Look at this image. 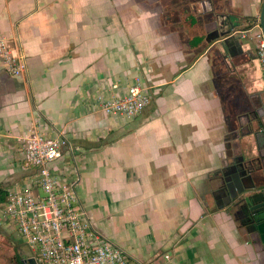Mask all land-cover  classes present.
<instances>
[{
    "label": "crops",
    "instance_id": "0c3cea01",
    "mask_svg": "<svg viewBox=\"0 0 264 264\" xmlns=\"http://www.w3.org/2000/svg\"><path fill=\"white\" fill-rule=\"evenodd\" d=\"M262 2L0 0V32L28 60L14 78L0 59V189L38 193L25 140L60 136L53 172L70 173L95 230L135 263L264 264V231L219 192L228 166H264V73L242 36ZM137 80L142 114L100 108Z\"/></svg>",
    "mask_w": 264,
    "mask_h": 264
},
{
    "label": "built area",
    "instance_id": "2783aa9c",
    "mask_svg": "<svg viewBox=\"0 0 264 264\" xmlns=\"http://www.w3.org/2000/svg\"><path fill=\"white\" fill-rule=\"evenodd\" d=\"M256 28L257 55L264 73V36L260 24ZM0 59L14 78H22L28 71L22 48L1 32ZM150 103L149 90L140 80L123 95L98 98L106 114L126 119L138 117ZM64 146L62 137H47L40 131L25 140L23 152L26 163L37 170L38 193L10 192L1 208L4 220L22 236L37 264H138L95 230L74 183L53 172L52 164L63 157Z\"/></svg>",
    "mask_w": 264,
    "mask_h": 264
},
{
    "label": "water",
    "instance_id": "95a60500",
    "mask_svg": "<svg viewBox=\"0 0 264 264\" xmlns=\"http://www.w3.org/2000/svg\"><path fill=\"white\" fill-rule=\"evenodd\" d=\"M259 24L264 36V0ZM255 160L241 161L228 166L222 175L219 192L227 198V207L240 208L246 214V222L254 230L264 231V166L256 168ZM258 177L257 180L253 175ZM251 180V186L247 182ZM25 264H37L30 255Z\"/></svg>",
    "mask_w": 264,
    "mask_h": 264
},
{
    "label": "rangeland",
    "instance_id": "374dc122",
    "mask_svg": "<svg viewBox=\"0 0 264 264\" xmlns=\"http://www.w3.org/2000/svg\"><path fill=\"white\" fill-rule=\"evenodd\" d=\"M254 33H250L251 35ZM27 156L26 153L24 155ZM67 167L71 169L70 163L67 164ZM25 168V167H24ZM26 170H34L35 168L33 165H27L25 168ZM66 178L69 183H73L71 180L70 173H66ZM33 178H28L26 181L27 184H31ZM22 188V184L17 183L15 189L19 190ZM22 190V189H21ZM19 190V191H21ZM105 237V236H104ZM109 240V238L105 237ZM110 241V240H109ZM24 239L22 236L17 232V230L10 225L8 222L4 220L2 209L0 208V264H16V253H20L21 256L25 255L26 250L24 246ZM23 258V257H22ZM25 260V258H23Z\"/></svg>",
    "mask_w": 264,
    "mask_h": 264
},
{
    "label": "trees",
    "instance_id": "16d2710c",
    "mask_svg": "<svg viewBox=\"0 0 264 264\" xmlns=\"http://www.w3.org/2000/svg\"><path fill=\"white\" fill-rule=\"evenodd\" d=\"M75 188L77 186L76 183H74ZM7 202V193L0 189V208H3L6 205ZM16 264H25V260L22 258L20 253H16Z\"/></svg>",
    "mask_w": 264,
    "mask_h": 264
},
{
    "label": "flooded vegetation",
    "instance_id": "af4514ba",
    "mask_svg": "<svg viewBox=\"0 0 264 264\" xmlns=\"http://www.w3.org/2000/svg\"><path fill=\"white\" fill-rule=\"evenodd\" d=\"M30 257V255L28 256V258ZM25 260H27V259H25Z\"/></svg>",
    "mask_w": 264,
    "mask_h": 264
}]
</instances>
